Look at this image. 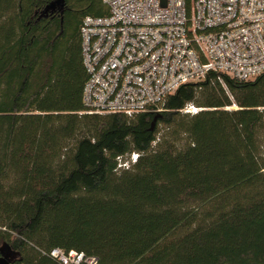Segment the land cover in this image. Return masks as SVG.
I'll return each instance as SVG.
<instances>
[{
    "label": "trees",
    "instance_id": "obj_1",
    "mask_svg": "<svg viewBox=\"0 0 264 264\" xmlns=\"http://www.w3.org/2000/svg\"><path fill=\"white\" fill-rule=\"evenodd\" d=\"M55 1L0 0V258L264 264V74L211 72L162 112L86 113L80 28L108 9Z\"/></svg>",
    "mask_w": 264,
    "mask_h": 264
},
{
    "label": "built area",
    "instance_id": "obj_2",
    "mask_svg": "<svg viewBox=\"0 0 264 264\" xmlns=\"http://www.w3.org/2000/svg\"><path fill=\"white\" fill-rule=\"evenodd\" d=\"M102 2L108 14L87 16L80 28L86 113L162 112L180 86L211 72L220 81L223 75L250 81L264 74V0ZM119 164L129 167L121 158ZM48 255L59 264L98 263L74 250L54 248Z\"/></svg>",
    "mask_w": 264,
    "mask_h": 264
},
{
    "label": "water",
    "instance_id": "obj_3",
    "mask_svg": "<svg viewBox=\"0 0 264 264\" xmlns=\"http://www.w3.org/2000/svg\"><path fill=\"white\" fill-rule=\"evenodd\" d=\"M64 0H57L52 4V7H56L57 5L63 6ZM7 250V251H6ZM5 250V254L2 258H0V264H9V259L14 257V253L10 252L8 249Z\"/></svg>",
    "mask_w": 264,
    "mask_h": 264
},
{
    "label": "rangeland",
    "instance_id": "obj_4",
    "mask_svg": "<svg viewBox=\"0 0 264 264\" xmlns=\"http://www.w3.org/2000/svg\"><path fill=\"white\" fill-rule=\"evenodd\" d=\"M254 80V79H253ZM238 107L234 104L233 106H230V107H227L226 109H228V110H235V109H237ZM196 109H199V108H196ZM187 110L188 111H193V109L192 108H187V109H185L184 110V112H187ZM194 113H196V112H194ZM262 145H263V149H262V152H263V154H264V133L262 134ZM133 158V157H132ZM126 161H127V159H126Z\"/></svg>",
    "mask_w": 264,
    "mask_h": 264
}]
</instances>
